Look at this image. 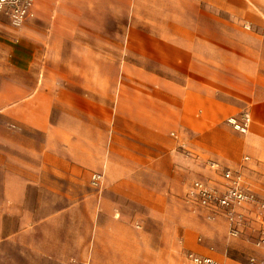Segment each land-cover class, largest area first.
Returning a JSON list of instances; mask_svg holds the SVG:
<instances>
[{"label": "crops", "instance_id": "obj_1", "mask_svg": "<svg viewBox=\"0 0 264 264\" xmlns=\"http://www.w3.org/2000/svg\"><path fill=\"white\" fill-rule=\"evenodd\" d=\"M84 8L98 10L100 0H35L33 15L22 26L0 13V73L3 53H8L15 74L11 81L0 80V105L5 88L12 89L13 105L36 104L35 90L42 88L50 90L45 93L50 109L59 104L62 111H76L75 142L68 150L74 167L102 172L106 185L101 198L93 197L89 264H180V234L192 229L181 231L180 216L192 208L189 195L196 176L221 186L223 170L240 172L244 184L264 202V49L251 50L248 58L236 56V70L227 73L220 85L213 83L210 67L207 75L197 77L194 49L189 46L163 49L164 56L175 58L172 75L140 68V75L126 77L119 91L110 81L101 91L99 65H66L59 72L78 75L73 81L61 77L65 80L60 81L57 100L51 79L23 74L52 72L37 60L45 51L67 50L68 40L79 41L84 17L78 10ZM88 51L94 53L93 48ZM105 93L108 100L103 104ZM244 113L251 117L246 133L229 122ZM62 152L54 157L65 163L59 164L61 174L69 167ZM210 159L221 169L207 165ZM38 168L40 175L51 176V164ZM30 170L31 164L0 162V238L4 213L16 208L14 185ZM244 212L254 214L264 237V214L258 204L247 203ZM101 218L107 223L102 224ZM244 230L245 224L241 233ZM209 255L216 260L221 256L214 251Z\"/></svg>", "mask_w": 264, "mask_h": 264}, {"label": "rangeland", "instance_id": "obj_2", "mask_svg": "<svg viewBox=\"0 0 264 264\" xmlns=\"http://www.w3.org/2000/svg\"><path fill=\"white\" fill-rule=\"evenodd\" d=\"M78 11L84 17L79 41L68 40L67 50L45 51L37 60L52 72L23 74L51 79L57 100L60 81L65 80L61 77L67 75L66 80L73 81L78 75L59 72L66 65H99L101 91L108 81L119 91L126 77L140 75V68L172 75L170 66L176 63L175 58L164 56L163 49L189 46L194 49L197 77L207 75L210 67L213 83L220 85L227 73L236 70V56L248 58L251 50L264 49V0H100L98 10ZM3 55L0 80L7 82L15 74L10 69L11 56ZM3 91L0 162L31 164V170L18 178L14 185L16 208L8 209L2 218L0 264H89L96 208L93 197L101 198L106 185L104 176L100 184L93 183V175L99 171L74 167L76 161L68 150L75 142L76 111H62L59 104L50 109L45 103L47 89L35 90L37 103L32 105H13L11 87ZM107 100V95L101 96L103 104ZM61 151V156L68 158L69 167L62 170L65 175L59 169V164L65 163L54 158ZM38 164H51V176L40 175ZM11 182L9 174L10 187ZM6 196L5 184L4 200ZM189 199L192 208L180 216V228L192 229L180 234V264H193L190 253L210 257L209 251H214L223 264H249L252 258L264 255V246L257 244L263 236L253 213L246 215L244 232L235 236L225 215L201 206L191 192ZM205 209L210 212L206 214ZM102 219L106 224L107 218ZM205 240L211 243L202 244Z\"/></svg>", "mask_w": 264, "mask_h": 264}, {"label": "built area", "instance_id": "obj_3", "mask_svg": "<svg viewBox=\"0 0 264 264\" xmlns=\"http://www.w3.org/2000/svg\"><path fill=\"white\" fill-rule=\"evenodd\" d=\"M35 0H0V13L8 16L15 26L23 25L33 15ZM229 122L241 132H248L251 117L244 113L242 117H232ZM211 168L220 170L218 161L208 160L206 162ZM225 183L221 186L211 185L205 180L198 179L192 185L191 195L197 198L200 205L213 212L225 215L231 225V233L235 236L241 232V227L246 222L244 207L247 203H256L260 214H264V202L259 201L250 188L244 184L243 175L231 169L223 170ZM103 174H94L93 183L100 184ZM258 246H264V237L258 242ZM193 264H223L212 257L201 256L195 253L188 255ZM249 264H264L263 259L252 258Z\"/></svg>", "mask_w": 264, "mask_h": 264}]
</instances>
